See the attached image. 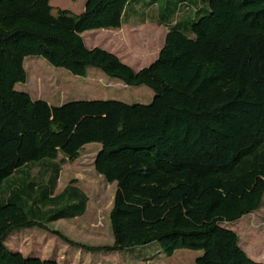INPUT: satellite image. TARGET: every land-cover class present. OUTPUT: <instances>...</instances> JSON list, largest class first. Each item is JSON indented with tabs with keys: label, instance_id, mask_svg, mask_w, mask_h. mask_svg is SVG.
Returning a JSON list of instances; mask_svg holds the SVG:
<instances>
[{
	"label": "trees",
	"instance_id": "1",
	"mask_svg": "<svg viewBox=\"0 0 264 264\" xmlns=\"http://www.w3.org/2000/svg\"><path fill=\"white\" fill-rule=\"evenodd\" d=\"M133 1L88 0L76 15L55 14L51 0H0V264H59L6 243L86 214L89 198L74 184L55 192L63 164L92 144L101 145L95 171L117 185L114 244L91 248L53 232L69 246L112 253L157 243L169 258L203 252L195 264H263L222 224L264 203V0H205L208 13L192 26H167L158 59L140 71L83 38L120 30ZM30 57L83 79L98 69L155 97L148 106L55 107L16 90L28 82Z\"/></svg>",
	"mask_w": 264,
	"mask_h": 264
},
{
	"label": "rangeland",
	"instance_id": "2",
	"mask_svg": "<svg viewBox=\"0 0 264 264\" xmlns=\"http://www.w3.org/2000/svg\"><path fill=\"white\" fill-rule=\"evenodd\" d=\"M87 1L51 0V6L55 14L58 10H64L80 15L84 12ZM208 11L205 0H135L128 6L127 14L135 16L131 18V24L142 27L122 32L117 41L113 39L118 43L115 48L119 49L129 63L135 65L133 59L139 58L143 61L140 66L149 65L156 61L164 46L167 26H192L199 16H205ZM160 21L168 25L160 27ZM24 66L28 82L18 84L16 90L55 107L72 101H118L131 106H148L155 97L154 92L145 86H126L98 69H90L88 78L83 79L50 66L42 58H27ZM100 150L99 144L89 145L82 151L78 161L65 162L64 172L55 192L57 195L72 184L80 188L89 198L86 214L80 218L48 224V230L33 228L15 232L8 239L7 246L12 251L22 252L28 258L55 259L60 264H195L203 256V252L182 250L169 258L159 244L155 243L123 252L91 253L69 246L53 234L55 231L60 232L71 241L91 248L113 246L110 214L117 185L109 184L93 167ZM40 174V167H34L32 176L38 178ZM222 226L236 232L240 245L248 256L264 264V203L254 214Z\"/></svg>",
	"mask_w": 264,
	"mask_h": 264
},
{
	"label": "crops",
	"instance_id": "3",
	"mask_svg": "<svg viewBox=\"0 0 264 264\" xmlns=\"http://www.w3.org/2000/svg\"><path fill=\"white\" fill-rule=\"evenodd\" d=\"M127 18V19H126ZM124 20H123V26L120 30H105V29H102V30H95V31H91V32H87L83 35V38L86 42V45L89 49H102V50H105V51H108L114 55H116L117 57H119L121 59V61L123 63H125L126 65L130 66L131 68H133L134 70L136 71H140L144 68H147L149 67L151 64L149 65H146V66H140V64L143 62L142 60H140L139 58H136V59H133L134 62H135V65L134 64H131L129 63L127 60L124 59V57L122 56V54H120V51L119 49H116L115 47L118 45V43L116 42L117 39L120 37V34L122 32H125L127 31L128 29L130 28H141L142 26L140 25H137V24H131L132 23V19L131 18H135V16H129V17H126ZM160 27H165V25H162V24H159ZM168 28V27H167ZM168 34V31L166 32V36ZM166 36H165V40H166ZM113 39H116V41H113ZM164 45H165V42H164ZM164 47V46H163ZM163 49V48H162ZM162 51V50H161ZM161 53V52H160ZM160 55V54H159ZM159 57V56H158ZM158 59V58H157ZM156 59V60H157ZM154 63V62H153ZM88 76H89V73H88ZM100 152V151H99ZM99 154V153H98ZM97 154V156H98ZM96 156V158H97ZM95 158V160H96ZM70 165V164H69ZM95 161L93 163V167L95 169ZM64 172V169H63V166H62V172H61V175H60V179H61V176H62V173ZM98 174V173H97ZM102 177V176H100ZM77 187V186H76ZM66 189V188H65ZM64 189V190H65ZM80 189V188H79ZM63 190V191H64ZM62 191V192H63ZM61 192V193H62ZM59 193V194H61ZM57 194V195H59ZM15 252H20L18 250H13ZM22 253V252H20ZM23 254V253H22ZM41 259V258H40ZM42 260H55V259H42ZM57 261V260H55ZM58 262V261H57ZM59 263V262H58ZM60 264V263H59Z\"/></svg>",
	"mask_w": 264,
	"mask_h": 264
}]
</instances>
